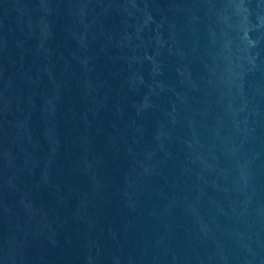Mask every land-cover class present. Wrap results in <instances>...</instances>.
Returning a JSON list of instances; mask_svg holds the SVG:
<instances>
[{
    "label": "water",
    "instance_id": "1",
    "mask_svg": "<svg viewBox=\"0 0 264 264\" xmlns=\"http://www.w3.org/2000/svg\"><path fill=\"white\" fill-rule=\"evenodd\" d=\"M0 264H264V0H0Z\"/></svg>",
    "mask_w": 264,
    "mask_h": 264
}]
</instances>
